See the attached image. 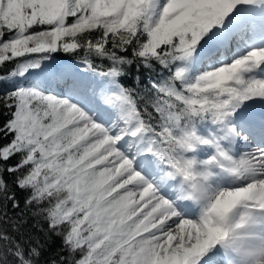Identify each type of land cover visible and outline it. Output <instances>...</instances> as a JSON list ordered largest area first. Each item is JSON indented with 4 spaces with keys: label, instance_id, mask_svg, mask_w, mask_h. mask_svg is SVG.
Returning <instances> with one entry per match:
<instances>
[{
    "label": "snow or ice",
    "instance_id": "6c2138e0",
    "mask_svg": "<svg viewBox=\"0 0 264 264\" xmlns=\"http://www.w3.org/2000/svg\"><path fill=\"white\" fill-rule=\"evenodd\" d=\"M0 264H264V0H0Z\"/></svg>",
    "mask_w": 264,
    "mask_h": 264
}]
</instances>
